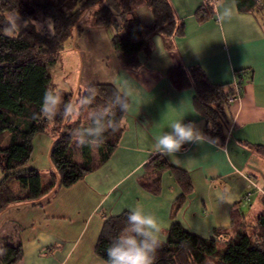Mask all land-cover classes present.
<instances>
[{
  "label": "crops",
  "instance_id": "obj_1",
  "mask_svg": "<svg viewBox=\"0 0 264 264\" xmlns=\"http://www.w3.org/2000/svg\"><path fill=\"white\" fill-rule=\"evenodd\" d=\"M169 1L184 23V35H153L151 58L139 70L120 67L111 43L113 28H96L92 18H85L51 71L63 99L92 84H111L121 93L128 92L130 108L111 160L75 186L59 190L45 208L48 216L42 217L43 222L59 226L57 230L35 231L33 224V233L23 236L31 217L37 218L34 211L44 209L41 206L17 205L3 213L7 218L0 227V244H21L23 257L17 264H68L77 250L79 264H105L95 253L104 221L136 206L157 217L161 240L174 222L210 239L215 230L235 233L245 221L264 212V156L245 145L264 147V17L239 13L235 0H217L215 16L200 23L195 14L204 0ZM137 15L145 26L154 22L148 8ZM64 61L71 71L61 70ZM194 66L211 83L224 85L236 82L235 72L248 71L242 98L227 110L230 127L224 146L206 136L194 89L179 91L168 78L171 68ZM177 121L192 124L203 139L185 143L171 156L163 154L171 165L190 173L194 187L193 196L174 212L181 191L170 173L163 175L158 196L144 191L139 183L144 165L160 154L155 138ZM225 187L229 199L221 203L217 197ZM73 207L77 211L72 212ZM80 210H85L83 219ZM62 228L72 234L68 246L60 235Z\"/></svg>",
  "mask_w": 264,
  "mask_h": 264
},
{
  "label": "trees",
  "instance_id": "obj_2",
  "mask_svg": "<svg viewBox=\"0 0 264 264\" xmlns=\"http://www.w3.org/2000/svg\"><path fill=\"white\" fill-rule=\"evenodd\" d=\"M216 3L217 0H204L195 14L200 23L215 16ZM235 3L239 13L264 17V0ZM142 8L153 14L152 25L141 23L137 13ZM88 12L92 14V26L114 29L112 47L125 70L137 71L147 64L153 35H184V23L177 19L169 0H0V168L4 174L0 182V217L13 206L45 205L52 195L81 182L117 151L127 113L117 112V131L107 134L98 147L88 148L79 145L74 135L77 128L91 126L92 109L88 105L78 106L71 118H52L40 112L44 93L49 89L58 93L51 71L58 66L66 45ZM37 20L44 23V30ZM247 73L235 72V83L241 90ZM168 78L179 91L194 89L195 107L205 120L206 136L224 146L230 127L227 110L232 106L229 99L235 96V83H211L198 66L171 68ZM90 86L97 89V107L110 102L109 97L118 91L111 84ZM85 91L68 93L64 100L78 98ZM7 134L9 143L5 145ZM40 134H49L54 140L49 155L53 170L46 186L41 173L30 165L33 140ZM245 145L264 156L263 146ZM143 171L139 184L153 196L161 194L163 175H172L181 191L174 212L194 194L190 173L171 165L162 154L153 155ZM11 182H17L18 188L12 189ZM126 214L104 221L95 248L101 260H106L111 238L124 227ZM163 236L155 264H264V212L255 220L245 221L235 233L217 229L210 239L189 232L178 222ZM22 257L21 244H0V264H17Z\"/></svg>",
  "mask_w": 264,
  "mask_h": 264
},
{
  "label": "clouds",
  "instance_id": "obj_3",
  "mask_svg": "<svg viewBox=\"0 0 264 264\" xmlns=\"http://www.w3.org/2000/svg\"><path fill=\"white\" fill-rule=\"evenodd\" d=\"M97 89L88 87L78 98L64 100L54 89L47 90L42 98L40 112L45 116L71 118L78 106L88 105L91 126L77 128L74 132L76 142L82 147H97L104 143L107 134L115 133L119 127L116 114L129 111L128 92H114L108 103L96 106ZM203 136L192 124L183 121L172 123L168 131L155 138V148L160 154L171 156L182 146L191 141H200ZM221 203L229 199L228 187L218 195ZM161 245L160 223L152 214L146 213L139 206L132 207L126 214L124 227L111 238L106 249L105 264H155L156 254Z\"/></svg>",
  "mask_w": 264,
  "mask_h": 264
},
{
  "label": "rangeland",
  "instance_id": "obj_4",
  "mask_svg": "<svg viewBox=\"0 0 264 264\" xmlns=\"http://www.w3.org/2000/svg\"><path fill=\"white\" fill-rule=\"evenodd\" d=\"M87 14H88V16H86ZM86 15H85L86 19L87 18L91 19V17H92L91 13L88 12V13H86ZM40 20H37L36 23H37V25L40 28H42L44 30V23H41L42 20L41 21ZM18 23L20 24V22H18ZM69 44L70 43H68L66 45V49H65L66 51L69 48ZM60 60H61V58H60ZM62 64L63 65H61L60 67H61V70H63V72H69V71L72 70V66L71 65H66L65 61L62 62ZM55 80H56L57 83L62 82V81H60L58 79H55ZM82 91H84V90H82ZM80 95H82V94H80ZM53 141L54 140H53L52 136H50L49 134L37 135L34 138V140H33V153H32V157H31V160H30V165L41 173V175L43 177L44 186H46L48 184V182H49V174L53 170L52 164H51V161H50V156H49L50 155L51 143ZM8 143H9V134L6 135L5 145H7ZM77 149L78 148H75V152L78 151ZM3 178H4V174L2 172V169L0 168V182L3 180ZM10 187L12 189L18 188L17 182H11ZM54 195H56V194H54ZM54 195H52L49 198V202H50V200L53 199ZM58 195H60V194H58ZM48 203H45V205H42L41 207L39 206L40 208H44L43 210L38 208L36 211H34L36 213V215H37V218L31 217L32 218L31 221H33V220H36V221H35V223H33V222L31 223V221L28 223L29 224V225H27L28 229L26 231H24L23 236L24 235H31L33 233V229L30 228V226L33 225V224L36 226L35 231H38V229L57 230V228L59 226L54 225V224H50L51 222H49V223H47L45 221L43 222V220L45 218L42 220V217H47L48 216V215H46V213L45 214L43 213L45 211V208L47 207ZM74 206H75V204H74ZM72 210H73L72 212H74V210H76V207H73ZM32 214L33 213H29L30 216H32ZM84 214H85V210H80L79 218L83 219L84 218L83 217ZM18 216H21V215H18ZM6 218H7V216L5 214H3L0 217V227L3 225L4 221L6 220ZM59 232H60L61 237H63L65 239L66 246L70 245L69 238L72 236V234L70 232L66 233V231L63 230V228ZM87 237L88 236L83 238L82 245L86 244V238ZM77 254H78V250L76 251L74 257L72 258V260L68 264H79V261H77ZM86 263L87 264H92L90 262H86Z\"/></svg>",
  "mask_w": 264,
  "mask_h": 264
},
{
  "label": "built area",
  "instance_id": "obj_5",
  "mask_svg": "<svg viewBox=\"0 0 264 264\" xmlns=\"http://www.w3.org/2000/svg\"><path fill=\"white\" fill-rule=\"evenodd\" d=\"M234 86H235V96L229 99V103L232 105L238 104L241 98V89L238 87L237 83H235Z\"/></svg>",
  "mask_w": 264,
  "mask_h": 264
},
{
  "label": "bare ground",
  "instance_id": "obj_6",
  "mask_svg": "<svg viewBox=\"0 0 264 264\" xmlns=\"http://www.w3.org/2000/svg\"><path fill=\"white\" fill-rule=\"evenodd\" d=\"M240 86H241V85H240ZM241 88H242V87H240V89H241ZM234 90H235V89H234ZM241 91H242V90H241ZM234 94H235V92H234ZM241 95H242V94H241ZM241 98H242V96H241ZM241 98H240V99H241Z\"/></svg>",
  "mask_w": 264,
  "mask_h": 264
}]
</instances>
